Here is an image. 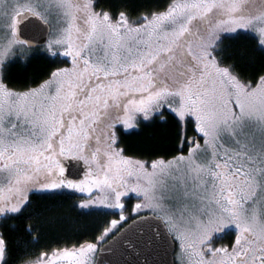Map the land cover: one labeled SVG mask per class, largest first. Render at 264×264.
Instances as JSON below:
<instances>
[{"label":"snow or ice","instance_id":"1","mask_svg":"<svg viewBox=\"0 0 264 264\" xmlns=\"http://www.w3.org/2000/svg\"><path fill=\"white\" fill-rule=\"evenodd\" d=\"M0 264H264V0H0Z\"/></svg>","mask_w":264,"mask_h":264}]
</instances>
